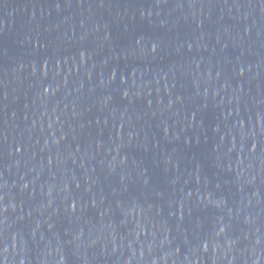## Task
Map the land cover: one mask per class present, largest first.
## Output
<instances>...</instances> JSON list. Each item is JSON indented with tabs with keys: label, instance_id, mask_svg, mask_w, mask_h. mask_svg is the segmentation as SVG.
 Returning a JSON list of instances; mask_svg holds the SVG:
<instances>
[{
	"label": "water",
	"instance_id": "water-1",
	"mask_svg": "<svg viewBox=\"0 0 264 264\" xmlns=\"http://www.w3.org/2000/svg\"><path fill=\"white\" fill-rule=\"evenodd\" d=\"M0 264H264V0H0Z\"/></svg>",
	"mask_w": 264,
	"mask_h": 264
}]
</instances>
